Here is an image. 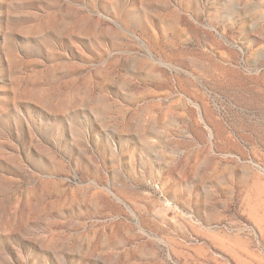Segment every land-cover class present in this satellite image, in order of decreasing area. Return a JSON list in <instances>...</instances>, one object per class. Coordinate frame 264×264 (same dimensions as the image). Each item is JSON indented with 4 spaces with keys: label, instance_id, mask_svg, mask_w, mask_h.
<instances>
[{
    "label": "rangeland",
    "instance_id": "374dc122",
    "mask_svg": "<svg viewBox=\"0 0 264 264\" xmlns=\"http://www.w3.org/2000/svg\"><path fill=\"white\" fill-rule=\"evenodd\" d=\"M0 264H264V0H0Z\"/></svg>",
    "mask_w": 264,
    "mask_h": 264
}]
</instances>
